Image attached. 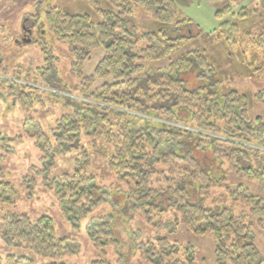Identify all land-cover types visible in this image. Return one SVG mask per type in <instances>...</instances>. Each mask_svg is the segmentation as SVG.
Returning a JSON list of instances; mask_svg holds the SVG:
<instances>
[{"label": "trees", "instance_id": "16d2710c", "mask_svg": "<svg viewBox=\"0 0 264 264\" xmlns=\"http://www.w3.org/2000/svg\"><path fill=\"white\" fill-rule=\"evenodd\" d=\"M105 1L114 9H99V22L56 7L47 13L49 32L68 45L71 73L84 101L57 122L54 145H42L41 149L64 151L78 146L83 134L102 139L109 148L103 156L107 155L110 170L117 172L120 182L131 184L128 195L135 199L149 225L175 231L176 222H181L198 237L211 235L216 264H262L247 216L233 214L227 202L250 206L249 217L261 226L264 204L244 186L230 182L221 169L226 165L234 176L264 183V119L250 118L249 98L236 90L221 93L216 82L190 87L193 80L215 77L205 51L182 54L165 69L147 66L169 59L184 37L179 35L178 26L173 31L137 36L127 16L134 7H141L154 20L171 24L178 14L175 0ZM260 3L264 10V0ZM251 15L248 8L240 11L243 19ZM238 31L239 26L230 21L219 30L230 47L238 44ZM141 41L147 44L141 46ZM249 44L263 54L255 70H264V30L250 35ZM98 48H104L106 55L95 74L87 77L83 66ZM97 78H111L114 83L96 90ZM256 97L264 106V90ZM133 120L147 128H135ZM89 167V155L83 150L72 174L45 182L71 222L84 219L101 202L102 190L93 185L95 177L89 174ZM217 190L223 193L215 197ZM15 195V186L5 181L0 171V203L11 204ZM168 208L178 215L175 223L157 219ZM97 227L90 228L89 236L101 249L100 244L107 245L103 238L110 235ZM0 237L10 247L51 261L68 253L67 240L57 238L53 220L47 216L32 220L25 214L7 213L0 219ZM139 250L149 264H198L193 245L171 243L168 237L142 244ZM6 261L34 264L30 258L14 255Z\"/></svg>", "mask_w": 264, "mask_h": 264}, {"label": "rangeland", "instance_id": "374dc122", "mask_svg": "<svg viewBox=\"0 0 264 264\" xmlns=\"http://www.w3.org/2000/svg\"><path fill=\"white\" fill-rule=\"evenodd\" d=\"M175 1L178 14L171 24L154 20L141 7H134L133 13L127 16L137 36L180 27L178 33L184 39L177 42L179 49L175 54L147 66L165 69L182 54L205 51L206 58L215 69V77L208 81L193 80L190 87L216 82L221 93L236 90L249 98L250 118L264 119V106L256 97L264 90V70L254 68L261 64L263 54L249 44L250 35L264 30V10L260 0ZM53 7L72 15H89L94 22L102 19L99 9H114L105 0H0V71H9L7 75L21 83H16L15 91H12L15 84L9 89L8 84L0 87V171L3 179L16 188L14 202L0 203V219L10 212L25 214L32 220L50 217L57 238L67 240L68 253L51 261L28 250L10 247L0 237V264H7L6 259L10 255L30 258L34 264H94L97 261L149 264L141 258L139 249L142 244L160 236L168 237L171 243L193 245L198 264H216L212 236L198 237L181 222H176L178 215L173 208H168L157 219L161 223L176 222L175 231L147 223L137 209L135 199L128 195L131 184L120 182L117 172L110 170L108 157L103 156L109 148L102 139L83 134L78 146H68L58 153L41 149L42 145H54L53 131L57 122L72 113L75 104L84 101L78 93L76 77L71 73L72 58L68 45L56 40L47 28L46 16ZM243 8L252 11L248 19L240 17ZM225 9L229 12L223 13ZM227 21L239 26L236 34L238 44L234 47L227 45L219 32L220 25ZM25 25L34 31L32 43L22 39ZM146 44V41L140 42L141 46ZM105 55L104 48L92 52L83 66L87 77L95 74ZM23 83L32 86H24ZM113 83L111 78H97L93 89L99 90L103 85ZM134 122L137 129L147 128L142 122ZM83 150L89 155L88 171L95 177L93 185L102 190L100 196L98 194L101 202L84 219L71 222L63 215L58 198L45 186V182L72 174ZM221 170L230 182L244 186L249 195L264 204V183L234 176L226 165ZM221 193L223 190H217L214 196ZM227 207L236 216H247L256 247L264 260V222L261 226L257 219L250 218L251 207L246 204L228 201ZM95 227L110 235L103 238L107 245L100 244L101 249L89 236L90 228Z\"/></svg>", "mask_w": 264, "mask_h": 264}, {"label": "flooded vegetation", "instance_id": "af4514ba", "mask_svg": "<svg viewBox=\"0 0 264 264\" xmlns=\"http://www.w3.org/2000/svg\"><path fill=\"white\" fill-rule=\"evenodd\" d=\"M33 35H34V31L29 26L25 25L23 32H22V39L25 40L26 43H32ZM1 66H2V62L0 60V67ZM8 72L9 71L4 70V69L0 71V87L4 86L5 84H8L9 86L7 88L9 89L10 87H12L15 84L14 87H12V91H15L16 90V83H19V84H21V83L16 78L9 77L7 75ZM9 83H11V84H9ZM22 85L28 86V87L32 86V85H29L28 83H23Z\"/></svg>", "mask_w": 264, "mask_h": 264}]
</instances>
